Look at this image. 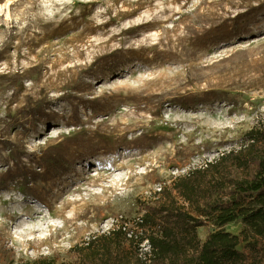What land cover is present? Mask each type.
Instances as JSON below:
<instances>
[{
  "label": "rangeland",
  "instance_id": "1",
  "mask_svg": "<svg viewBox=\"0 0 264 264\" xmlns=\"http://www.w3.org/2000/svg\"><path fill=\"white\" fill-rule=\"evenodd\" d=\"M262 125L264 0H0V264L130 237L162 186Z\"/></svg>",
  "mask_w": 264,
  "mask_h": 264
},
{
  "label": "trees",
  "instance_id": "2",
  "mask_svg": "<svg viewBox=\"0 0 264 264\" xmlns=\"http://www.w3.org/2000/svg\"><path fill=\"white\" fill-rule=\"evenodd\" d=\"M238 219L239 234L223 228ZM206 222L217 229L201 242L197 228ZM133 228L130 237L117 229L75 246L73 264H264V125L247 131L238 148L162 186Z\"/></svg>",
  "mask_w": 264,
  "mask_h": 264
},
{
  "label": "bare ground",
  "instance_id": "3",
  "mask_svg": "<svg viewBox=\"0 0 264 264\" xmlns=\"http://www.w3.org/2000/svg\"><path fill=\"white\" fill-rule=\"evenodd\" d=\"M121 15H124V13H121Z\"/></svg>",
  "mask_w": 264,
  "mask_h": 264
}]
</instances>
